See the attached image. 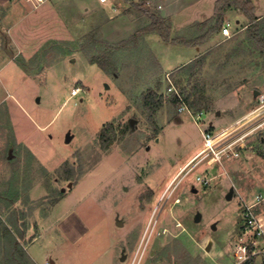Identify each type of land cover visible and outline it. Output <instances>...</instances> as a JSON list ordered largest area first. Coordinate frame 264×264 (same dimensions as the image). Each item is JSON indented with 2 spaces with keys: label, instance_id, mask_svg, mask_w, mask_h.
<instances>
[{
  "label": "rangeland",
  "instance_id": "obj_1",
  "mask_svg": "<svg viewBox=\"0 0 264 264\" xmlns=\"http://www.w3.org/2000/svg\"><path fill=\"white\" fill-rule=\"evenodd\" d=\"M145 1L170 22L171 36L193 37L215 0ZM252 1L263 19L264 0ZM115 5L12 0L0 8V64L13 61L0 70V264L15 258L8 254L14 238L30 264H234L243 203L264 194V48L250 20L229 10L223 25L232 36L211 34L202 67L189 77L177 68L197 47L156 33L133 42L150 19L121 0ZM12 29L35 48L18 51L25 46L13 44ZM49 40L68 44L47 47L39 68L17 63H29ZM80 48L88 56L109 52L116 71L105 73ZM170 85L183 98L202 88L204 106L186 101L190 111L179 112ZM75 87L82 92L71 96ZM150 90L153 110L143 103ZM11 99L22 105V113L12 108L22 142ZM108 124L113 141L104 150L98 135ZM208 130L226 146L216 161L202 158ZM257 209L264 213V203Z\"/></svg>",
  "mask_w": 264,
  "mask_h": 264
},
{
  "label": "trees",
  "instance_id": "obj_2",
  "mask_svg": "<svg viewBox=\"0 0 264 264\" xmlns=\"http://www.w3.org/2000/svg\"><path fill=\"white\" fill-rule=\"evenodd\" d=\"M128 2L131 6L140 9L141 11L146 12L148 15L150 22L147 26H145L140 34H135L132 36L131 40L133 42L138 41L143 34L149 33H156L161 40L166 43L174 44V45H182V46H198L205 43L211 34L220 31L223 23H224V15L229 10H238L242 14H244L250 20V29L252 28L255 33L251 35L259 44V46H263L264 48V37L260 38L258 35V28L261 26L262 31L264 32V18L259 19L255 13V6L252 0H215L213 5V14L212 16L204 21L197 22V29L199 31L198 34H195L193 37H183V36H171V24L168 20L163 18L161 15L155 12H149L145 8H143V4L145 0H142L140 3H135L132 0H124ZM212 21V22H211ZM93 45L96 44H103L105 47L109 48L104 42H101L98 39L92 38L90 39ZM68 44L67 41H58V40H49L46 42L42 49L40 48L37 53L29 59V63H33L35 66L34 68L27 63L24 59L17 61V63L25 70L30 71L35 69V67L40 66L41 62L39 57H42V54H46L48 52L46 50L47 47H57L60 46L63 48ZM83 50V48H80ZM43 51V53H41ZM72 52V50L67 49L66 51L63 50L61 54L63 56ZM83 53L89 58L90 63H95L98 67H100L105 73L109 74L110 72H114L115 67L113 66L108 53L109 52H101L100 54L88 56V52L83 50ZM206 53L200 54L190 60L189 62L179 66L177 70L179 72H183L187 74L189 77H192L198 69H200L204 63ZM156 94L154 91L150 90L148 94L144 96L143 103L149 107L151 110L155 109L156 103L155 102ZM191 98V99H190ZM184 101L188 102L192 108L200 110L204 106L205 96L202 94V88H196L195 86L192 87L191 91L188 92L186 96H184ZM171 101L174 104L179 103V100L175 96L174 93L171 94ZM113 127L111 124L103 126L98 135V140L100 142L101 147L104 150H107L109 144L113 141ZM112 133V134H110ZM62 194V193H61ZM56 202V201H55ZM24 232H21L19 238L23 237ZM8 254L11 257H15L11 259L9 264H30L27 254L25 253L24 249L19 245L17 239L14 238L13 242H9V251ZM254 260L250 259L248 262L243 264H252Z\"/></svg>",
  "mask_w": 264,
  "mask_h": 264
},
{
  "label": "built area",
  "instance_id": "obj_3",
  "mask_svg": "<svg viewBox=\"0 0 264 264\" xmlns=\"http://www.w3.org/2000/svg\"><path fill=\"white\" fill-rule=\"evenodd\" d=\"M24 3L31 6H40L50 0H22ZM101 4L111 5V9L116 11L115 5L112 0H98ZM149 4V1H144V5ZM159 8L161 6H158ZM221 35L226 39L232 36L230 29V23H225L220 29ZM167 91L172 94L174 93L178 103V111L189 112V108L186 105L182 95L178 92L172 85H170ZM82 92L80 87H75L71 89L70 95L75 96ZM201 112L196 113L199 115ZM203 139V156L202 158H207L216 161L220 159L223 153H226V146L223 147L224 143L220 142V138L217 135H213L211 131H202ZM200 180V177H197ZM264 203V194L258 193L254 196V199L250 202H244L242 208V224L235 238L232 256L234 264H243L248 262L250 259L256 260L258 258H264V213L259 211L257 207ZM49 264V262H45Z\"/></svg>",
  "mask_w": 264,
  "mask_h": 264
},
{
  "label": "crops",
  "instance_id": "obj_4",
  "mask_svg": "<svg viewBox=\"0 0 264 264\" xmlns=\"http://www.w3.org/2000/svg\"><path fill=\"white\" fill-rule=\"evenodd\" d=\"M11 1L12 0H0V8H9V6H10V3H11ZM22 1V0H21ZM98 1V0H97ZM117 0H112V3L115 5V2H116ZM160 1H162V0H160ZM121 2H123V4H124V8H125V10L126 9H128V8H130V7H133V6H131L129 3H126V2H124V1H122L121 0ZM47 3V2H46ZM99 3V2H98ZM45 4V3H44ZM100 5H102V6H110V9H111V5H108V4H101V3H99ZM115 7H116V11H117V6L115 5ZM10 9H12V8H10ZM122 9H123V7H122ZM112 10V9H111ZM212 14H213V12H212ZM212 14L210 15V16H207L206 18H209V17H211L212 16ZM7 15V14H6ZM240 20H236L235 22H239ZM13 29H17V25H15V26H13ZM12 29V30H13ZM220 32V31H219ZM218 33V32H217ZM16 35H18V33H16V32H14V30H13V32H12V35H11V39H12V41H13V44L14 45H16L17 47H19V46H22V41H21V38H19V36H16ZM220 35H221V33H220ZM210 38H212V37H210ZM208 39L205 43H203V44H201V45H198V46H190V47H197L196 48V50H195V52L183 63V64H185V63H187V62H189L190 60H192L193 58H195L196 56H198V55H200V54H203V53H205V51H207L205 48H204V46L211 40V39ZM31 39H34V38H31ZM30 40V39H29ZM23 41H25L24 43H26V44H24L23 46H25L24 47V52L23 51H21V49L20 50H18V51H20V52H22L23 54H26L25 53V48H26V50H29V49H31V50H29V51H32V49H34L35 48V40H32V42L31 41H27V40H23ZM22 46V47H23ZM33 46V47H32ZM37 50V49H36ZM35 50V51H36ZM34 51V52H35ZM34 52H32V53H34ZM11 62H13L12 61V59L10 58L8 61H5L4 63H1L0 64V70H2V68L4 67V66H6L8 63H11ZM182 64V65H183ZM8 107H9V115H10V117H11V120H12V122H13V125H14V128H15V133H16V135H17V138L19 139V141H21L22 139H21V135H19V133H18V131H17V127H16V125H15V123H14V119H13V111H12V108H14V110H17V111H22V105L20 104V101H16V100H13V99H11V101H10V103L8 104ZM22 113V112H21ZM22 142V141H21ZM50 264H54L53 262H50Z\"/></svg>",
  "mask_w": 264,
  "mask_h": 264
},
{
  "label": "water",
  "instance_id": "obj_5",
  "mask_svg": "<svg viewBox=\"0 0 264 264\" xmlns=\"http://www.w3.org/2000/svg\"><path fill=\"white\" fill-rule=\"evenodd\" d=\"M255 93H257V91H256ZM133 122H134L133 119H130V120H129V124H130V125H132ZM70 139H71V137H70L69 135H67V136H66V141H69ZM10 156H11V155L9 154V157H10ZM70 186H71V183L68 184V187H70ZM63 190H64V188L61 189V191H63ZM231 196H232V190H230V192L227 194L226 198H227V199H230ZM198 218H199V216H198V214H196V216H195V221H197ZM121 224H122L121 222H118V225H121ZM212 228L214 229V225H212ZM124 258H125V256H122V257H121V260H123Z\"/></svg>",
  "mask_w": 264,
  "mask_h": 264
}]
</instances>
